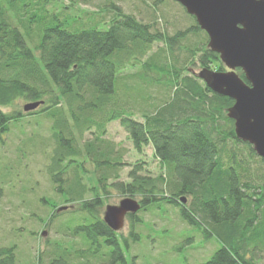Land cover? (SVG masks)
Returning a JSON list of instances; mask_svg holds the SVG:
<instances>
[{
  "label": "trees",
  "instance_id": "16d2710c",
  "mask_svg": "<svg viewBox=\"0 0 264 264\" xmlns=\"http://www.w3.org/2000/svg\"><path fill=\"white\" fill-rule=\"evenodd\" d=\"M178 5L193 23L167 35L114 4L107 11L111 19L106 30L94 26L70 30L64 17L69 16L68 7L60 0H0V108L19 97L44 100L39 113L52 120L56 144L48 177L60 203L73 204L57 212L59 203L41 198L49 209L43 226L66 239L51 242L48 264H126L125 253L139 240L134 228L140 220L136 215L128 217L127 237L103 222L109 188L123 197L138 198L142 213H164L162 206L171 205L179 219L199 230L205 240H218L221 247L202 264H258L264 253V160L235 137L233 121L226 115L233 101L212 93L197 75L181 76L196 62L210 71H222L223 65L207 48L208 36L194 17ZM199 34L201 40H194ZM159 43L167 55L161 60L160 52L154 53L144 62ZM175 51L186 55L180 68L173 64L178 62ZM131 67L139 71L121 75ZM143 72L159 74L156 84L174 90L169 102L141 123L125 105L140 96L136 80L151 84ZM237 74L246 82L241 70ZM126 76L132 80L123 84ZM187 100L197 106L209 101L211 107L202 116L179 118ZM217 115L223 116L228 130L207 125L206 118L213 121ZM22 117L0 111V133ZM111 121L119 122L136 152L152 147L158 175H143L146 163L139 161L127 173L128 182L119 180L121 161L112 160L111 150L101 147L105 123ZM93 128V138L80 147L77 136ZM87 162L92 173L85 168ZM88 173L91 185L84 183ZM15 249V245H2L0 238V264H16Z\"/></svg>",
  "mask_w": 264,
  "mask_h": 264
},
{
  "label": "rangeland",
  "instance_id": "374dc122",
  "mask_svg": "<svg viewBox=\"0 0 264 264\" xmlns=\"http://www.w3.org/2000/svg\"><path fill=\"white\" fill-rule=\"evenodd\" d=\"M60 2L68 7L65 14L69 16L64 15V17L70 30H81L93 26L98 30H106L108 28L106 22L111 19V14L107 11L112 4L119 6L124 13L133 15L142 23L153 24L155 30L167 35L185 30L193 23L174 0H60ZM199 35L194 40H201L203 35ZM182 45H185V42ZM164 49L166 48L163 44H154L151 52L142 60L145 62L152 54H159V52L163 60V56L167 55L162 52ZM185 56L183 51L174 52V57L178 60L177 63L173 62L176 68L183 66ZM186 68L187 70L180 72L181 76L197 75L204 69L197 62ZM138 71V68L131 67L121 75L125 76L127 72L133 74ZM211 71L215 72V70ZM225 71L227 69L223 66L220 72ZM142 74L145 78L148 77L151 84L136 80L141 87L138 89L140 96L133 98V101L130 99L125 108L127 107L133 113V119L144 123L145 116L153 114L157 108L169 102L173 97L174 89L169 85L156 84V80L160 78L157 73L150 72L148 76L144 72ZM126 77L123 84L132 80ZM118 92L121 93L120 90ZM210 96L208 95V98ZM41 101L44 103V100ZM32 102L25 97H19L8 107L0 108L4 114H23L18 123L9 124L8 130L0 133V186L3 188V196L0 198V238L4 246L15 245L16 264H35L40 254L43 255L40 264H48L49 256H51L48 253L52 251L51 242L66 241L52 228L43 226L49 209L41 202V198H46L52 203H59L58 208L73 205L60 203L48 177L50 156L56 146L53 138V122L39 113L40 108L34 115H25L23 107ZM195 102L191 100L183 102L181 106L183 110L177 113L179 118L183 114L200 115L202 111L207 112L211 107L209 101L200 104L201 107ZM96 118L100 119V116ZM206 119L209 126L214 125L221 130L229 128L222 115H217L213 121ZM94 130L95 128L86 131L82 136H77L80 147L84 141L93 138ZM102 140L101 147L104 150H111V159L116 158L122 163L118 171L119 180L128 182L127 173L139 161L146 163L144 166L146 172L143 175L154 177L159 174L158 162L153 156L152 147L143 148L142 153L136 152L129 135L120 127L118 121L105 123V134ZM85 168L89 173L93 172L90 162L85 164ZM89 173L84 183L91 185ZM111 182L113 179L109 181ZM107 191L102 213L106 205H117L123 199V196L112 188ZM165 192L167 195L170 193ZM85 198H90V194H86ZM136 200L139 201L138 198ZM162 208L164 213H160L159 210L136 213V219L140 222L136 224L134 231L139 234V240L130 244L129 250L125 253L126 264H202L221 247V243L214 237L205 240L199 230L182 222L178 217L177 209L173 206L164 204ZM130 227V221L126 218L121 233L127 237ZM48 242H50L49 245ZM259 257L258 264H264V253Z\"/></svg>",
  "mask_w": 264,
  "mask_h": 264
},
{
  "label": "water",
  "instance_id": "95a60500",
  "mask_svg": "<svg viewBox=\"0 0 264 264\" xmlns=\"http://www.w3.org/2000/svg\"><path fill=\"white\" fill-rule=\"evenodd\" d=\"M193 16L208 36L207 48L218 55L227 71L203 69L197 74L208 89L233 101L227 118L233 121L235 137L249 144L264 160V0H174ZM242 71L246 82L236 70ZM42 101L28 103L25 113ZM185 203V199L181 198ZM140 203L124 197L117 205H106L103 222L114 232L124 228L125 219L140 210ZM60 207L56 211H64ZM44 235V233H43Z\"/></svg>",
  "mask_w": 264,
  "mask_h": 264
}]
</instances>
